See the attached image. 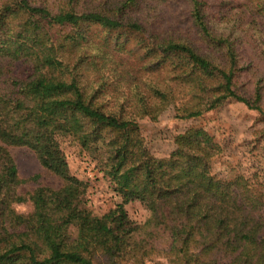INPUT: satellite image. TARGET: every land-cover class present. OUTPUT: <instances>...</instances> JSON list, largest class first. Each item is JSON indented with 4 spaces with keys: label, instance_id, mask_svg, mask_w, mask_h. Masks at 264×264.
Segmentation results:
<instances>
[{
    "label": "trees",
    "instance_id": "1",
    "mask_svg": "<svg viewBox=\"0 0 264 264\" xmlns=\"http://www.w3.org/2000/svg\"><path fill=\"white\" fill-rule=\"evenodd\" d=\"M228 100L264 123V0H0V264H264L257 177H218L224 150L203 127L157 157L139 126ZM65 138L120 198L107 213L71 172ZM11 147L62 186L19 193ZM133 201L145 221L129 217Z\"/></svg>",
    "mask_w": 264,
    "mask_h": 264
},
{
    "label": "rangeland",
    "instance_id": "2",
    "mask_svg": "<svg viewBox=\"0 0 264 264\" xmlns=\"http://www.w3.org/2000/svg\"><path fill=\"white\" fill-rule=\"evenodd\" d=\"M17 72L26 75L24 66L17 68ZM178 96L180 98L181 94ZM174 111L175 106H170L154 122L147 118L139 121L141 134L153 155L169 156L178 148L179 136L186 128L203 127L224 150L213 162V172L218 177H230L237 172L245 178L257 177L264 187V123L259 120L256 111L235 100L226 101L198 119H178L174 117ZM62 148L67 153L71 172L88 183V195L94 211L99 215L107 213L120 198L111 191L109 181L96 166L91 153L71 138L63 139ZM9 152L13 155L20 178L24 180L18 188L19 193L26 195L40 186L54 189L62 186V181L42 166L31 149L11 147ZM15 208L17 212L28 213L32 205L26 202ZM125 208L132 220L139 223L145 221L147 212L139 201L127 203ZM158 243L166 246L167 238H161ZM158 260L164 262L158 257L146 264H155Z\"/></svg>",
    "mask_w": 264,
    "mask_h": 264
}]
</instances>
